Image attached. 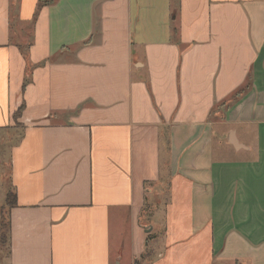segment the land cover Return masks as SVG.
Masks as SVG:
<instances>
[{"label": "crops", "instance_id": "crops-1", "mask_svg": "<svg viewBox=\"0 0 264 264\" xmlns=\"http://www.w3.org/2000/svg\"><path fill=\"white\" fill-rule=\"evenodd\" d=\"M1 220L0 264H264V0H0Z\"/></svg>", "mask_w": 264, "mask_h": 264}, {"label": "rangeland", "instance_id": "rangeland-1", "mask_svg": "<svg viewBox=\"0 0 264 264\" xmlns=\"http://www.w3.org/2000/svg\"><path fill=\"white\" fill-rule=\"evenodd\" d=\"M12 22L15 25L14 27L17 28L15 9L13 10V13H12ZM146 188L149 191H148V194L146 195V201H145L144 212H143V222L144 224L148 225L147 228H151L150 233L156 234L158 232V226L154 224V217H153L154 212H155L154 209H156V207L162 206L168 199V176L166 175L163 176L159 184H151V183L147 184ZM4 224H5V221H4ZM153 225H154V229H153ZM148 254L149 253L147 251L146 255H144L142 260L147 259Z\"/></svg>", "mask_w": 264, "mask_h": 264}, {"label": "trees", "instance_id": "trees-1", "mask_svg": "<svg viewBox=\"0 0 264 264\" xmlns=\"http://www.w3.org/2000/svg\"><path fill=\"white\" fill-rule=\"evenodd\" d=\"M240 93V92H239ZM240 95V94H239ZM20 112H21V108L18 110V112L16 113V118L20 115ZM12 201H13V198H11L10 196L8 197V203H12ZM4 225V220H1V222H0V226H1V229H3V226ZM1 236H4V234L3 235H1Z\"/></svg>", "mask_w": 264, "mask_h": 264}, {"label": "water", "instance_id": "water-1", "mask_svg": "<svg viewBox=\"0 0 264 264\" xmlns=\"http://www.w3.org/2000/svg\"><path fill=\"white\" fill-rule=\"evenodd\" d=\"M147 231H150V228H149V229H147Z\"/></svg>", "mask_w": 264, "mask_h": 264}]
</instances>
